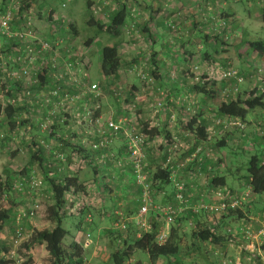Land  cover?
I'll return each mask as SVG.
<instances>
[{
    "label": "crops",
    "instance_id": "0c3cea01",
    "mask_svg": "<svg viewBox=\"0 0 264 264\" xmlns=\"http://www.w3.org/2000/svg\"><path fill=\"white\" fill-rule=\"evenodd\" d=\"M68 1L69 7L66 10H64L63 12L55 10L52 15H62L61 20L72 19L75 15V9L79 1ZM90 1H92L93 5L97 4V2L100 3L101 0ZM141 1H143L144 3L142 4ZM155 1L157 2L155 10H157V6H161L160 12L163 8L162 4H169L168 0ZM186 1L188 5V8H186L188 11L187 13L189 14H187L188 16L181 15V17L178 18L177 15H173L172 11L166 9V14L170 13V15L165 14L156 16V14H153L155 16L152 19H150L149 15L147 17L148 23L146 25L147 27H149L148 29H151V25H154L153 27H155V29L157 28V36L154 38V40L149 39L151 41V52H153V54L156 56L158 62L156 74L159 75V78L154 84L156 85L157 89H154V93L156 95L158 94L157 91H159V94H164L165 98L168 97L169 101L165 103V98L163 99L164 103H162L164 107L156 115L151 107L153 103L154 93L148 91L149 87H142L137 77H133V81L131 83H128L130 84L129 88L127 89V95L129 97H126L125 102H123L128 103L131 101H135L138 104L136 112V122H138L136 123L137 127L132 129V126L127 122V124L125 125L127 133L137 132L139 124L144 122L149 125H154L159 129H164V131L169 134V137L172 139V141L177 143L179 151L180 149L181 151L175 152L173 156L174 166H177L176 162L184 161V159L187 157H185V155L191 153L192 150L195 149L199 151V155L195 160L196 162H192L193 164L191 165L187 164L188 166L184 168L175 169L174 175L171 176V184L169 186L159 188L160 191L157 193L158 195H161V199H159L160 204H170L174 202V200L172 201L174 183L184 184V195L191 202L196 201L201 195L207 196V193L219 190V188L210 187L209 178L208 181H205V179L200 175L197 178V176H194L195 174H192V170L199 168L198 171H200V173H207V169L211 168V166H216L214 167L213 171L209 173L211 174L210 177H222L221 175H218L217 172L225 168V158L221 155H219V157L215 156V154L213 153L216 144L225 141L226 146L231 145L234 148L238 145L241 146V144L244 142L250 144V146L252 147H257V145L260 144L261 148L264 149V122H260L259 118H256L260 115V113H257V111H253L255 119H246L244 122H242L244 125V129L242 130L237 128L224 129L223 126L216 125L215 121L218 118L217 116H219L216 108L205 96L198 93L195 88L196 85H194L193 81L191 80V68H193L194 66V64L192 65L193 62L189 64L187 61L186 66L180 68V65L173 58H171V56L174 57L175 55L173 51H171L172 54L170 57L167 56L168 52L166 49L169 45V42L172 40V37L170 36V31H168L164 26V23L168 20L176 21V19L183 20L184 18H188L189 24H184L186 32H188L189 30L188 27L191 26L198 27L200 28V30L208 27V29L214 31V25L211 17L219 15V17L223 16L230 21V24L232 25L231 29L234 32V35L236 34L244 38L245 35H253V33L250 32H254V30H248L251 27L248 26L246 27V31H244L243 28H240L238 26L237 21H239V18L243 19L246 17L250 21L252 17H254L255 19L261 21L260 29L261 32L264 33V11L262 15H257V17L256 15H252V6L254 4L257 5L256 1H258L259 4H262L264 0H245L246 2H248V5L243 7V9L240 11L242 12L241 14H238V12L232 8L234 2L238 3L241 2V0H229V2H227L228 0H214L213 3L210 2V0ZM231 1H234L233 4L230 3ZM21 2L25 5H30V7H32L30 9L33 11V13L35 15H38L39 19L42 18V20H44L42 15H45V12L54 9L45 2H43L41 5H38L40 3L39 0H23ZM110 2L111 0L109 1V3ZM136 2H138L140 9H145L149 12V10H147V7L150 6L151 0H136ZM44 5L45 7H43ZM226 7H228L227 10H225ZM45 18L47 20V17ZM44 24L46 26L45 29H47L48 23ZM54 25L55 23L51 25V28L54 29ZM62 29H64V27ZM190 32L193 33L192 36L195 35V31ZM150 33L153 34L151 30ZM204 37L206 38L207 34H204ZM123 40L124 39L119 40L118 49L119 53H124V55H122V59L126 60L125 54L126 52H128V50L127 45ZM240 45L242 44L240 43ZM184 50L186 51V48ZM248 52L249 51L246 50L244 51L247 58L242 60L244 65L242 69H240L239 73V75L244 78V83L238 86L235 92H230L231 96L233 97H236L235 94H240L244 97H247V95H249L252 90L264 92V59L255 55V53L249 54ZM138 54L141 55L140 52ZM213 62L214 64L209 68L208 66H203V75H207L212 79L217 95H219V97L224 100L227 98L223 96V90L226 89L227 85L223 80L220 79V75L216 72V69L220 65L229 66L231 64L236 65V67H238L237 69H239V62L233 63V60L231 59H229L228 61L216 59ZM124 75L125 70L121 69L117 78H108L104 83L105 85L109 86L112 82H115L117 80L123 81ZM107 86L103 88L101 86V88L109 89ZM106 96L107 95H105L104 99L102 98L105 103V109L103 110V112L105 113L100 112L99 115L101 116L102 114L101 117H104L103 120H117L128 115L126 104L124 105L116 100V102H114L112 99H108L107 101ZM126 100H128V102H126ZM110 101L114 102L115 105L114 103H110ZM114 106L115 109L112 108ZM188 106H191V108L193 109L191 113L186 110ZM100 107H102L101 103ZM262 112L264 113V109L262 110ZM80 113L81 112L73 110L71 114L66 115V120L68 122L65 121L63 126L53 125L54 127L50 129L49 134L40 131L36 127L32 128V136H36L37 138H39V141L37 142L45 146L46 150L45 152L43 151L40 156H36V158H34L35 160H31L33 155H31L32 153L29 151L30 157L28 162H30L31 164V167L29 168V175L35 176L36 174L38 175L39 173H41L42 178L46 181L45 195H47V198L50 201L52 198V192L50 188L51 180L59 181L65 177L77 179L78 184H81L83 189L78 194L66 195L68 204H66V215H64L63 220L67 216L74 217V219L78 220V223L76 225L78 231V227L82 228L83 224H85V226H87L90 230H98V232H100L103 228H106L107 225H110L108 229L115 232V223L117 222V218L115 216L116 213H120L123 217H125L131 227L133 226L132 219L137 215L140 209V205L138 203V187L134 184L133 178L131 176V170L129 166L130 164L128 162L129 155L126 147L128 142L127 138L124 134H120L112 140L111 145L105 152L92 151L90 149V143L95 141L97 138L96 128L89 127L86 124L77 123L76 116L78 118V115ZM196 127H204L206 141L199 142L196 139L195 134L191 130H189V128L195 130ZM226 135L228 136V138L224 139ZM164 136V134H161L152 142H148L145 144L144 154L147 156V160L149 162L156 163L157 159L164 157V145L167 143L163 142L162 144L159 142V140H163L162 138ZM34 143L36 142H31L28 145H33V147H35ZM159 144H161V146H159ZM156 146H158L157 148L161 150V153L156 154V152L154 151V147ZM75 148L80 149L81 153H77L74 150ZM241 148H243V146H241ZM34 150H32V152ZM51 152H60L65 154L64 158L66 159V162L64 164L59 163L55 156L51 154ZM217 152L219 153V151ZM102 154H104L107 159L105 157L103 158L101 156ZM115 161H117L116 163L123 161L125 166H119L120 169H118V167L115 166ZM198 164L202 166L199 167ZM158 187L159 186H157V188ZM222 189L226 190V192L230 196H235L243 192L234 189H227L226 187ZM210 199L215 200L213 198ZM258 199L259 197L250 198L248 204L243 208L244 218L235 220L229 218L223 220L221 223H218L216 226H219V228H223L222 234L224 235L225 233L224 229L234 227L240 222L248 223L255 232L259 231L264 223V213H262V211L264 212V204L257 205L253 203L254 200L257 201ZM78 209H80V211ZM45 212L47 218V209ZM15 214L16 213H14L13 217L10 219V224L6 225V227L0 234V251L2 250L1 252H3V249L4 251L6 250L5 245L3 244L6 242V238L8 237L7 229L12 225L14 228H16ZM88 216H90V223L85 222V219ZM209 220H211L210 217ZM44 223L47 224V226H49L50 228L54 227V225L48 220ZM26 224L27 223L24 222L21 226H26ZM26 227L29 226L27 225ZM138 235L139 233H137L136 236L138 237ZM10 240L12 241V237ZM235 243L239 244V246L242 247V249L240 250H244L245 252L243 253V255L250 257L249 259L254 256V252H256L257 248H259L258 244L256 243L250 244L249 241L247 242L240 239H236ZM212 247L214 246H211L210 248ZM214 249L217 250L220 248ZM31 255L33 261L32 264H37V260H35L32 253ZM253 260L255 261V264H264V258L260 260L257 257L253 258ZM217 264H221V262L219 261Z\"/></svg>",
    "mask_w": 264,
    "mask_h": 264
},
{
    "label": "trees",
    "instance_id": "16d2710c",
    "mask_svg": "<svg viewBox=\"0 0 264 264\" xmlns=\"http://www.w3.org/2000/svg\"><path fill=\"white\" fill-rule=\"evenodd\" d=\"M14 0H0V12L5 13L8 9L11 8V11L13 15H26L27 17L31 18V26L32 31L34 32V35L37 37V39L51 44L52 47H54V43H57L59 41L61 44V40L57 37L56 33L57 31H54L56 27L53 29L51 28V23H63L66 24V20H59L57 15H52L53 12H55L54 9L49 10L45 12V15H42L44 20L38 19V15H32L33 11L30 9V5H25L21 3V5L18 8H15L13 4ZM155 0H151V3H153ZM112 4H114L113 10H111V14L108 15L107 22H101L98 20V17L95 18L94 15L100 14L101 12L107 13L110 4L109 0H105V2L102 4L100 1L101 7H99L98 11L95 12L93 15L92 12V1H86V16L88 17V20L86 21V24L90 27H95L98 34L106 33L108 35H113L114 37H119L122 34V31L125 29H130L131 23L134 20V18L131 17L132 15V9L136 8L134 3L136 0H111ZM157 10L154 11L153 14H156V16L160 13L161 6H157ZM147 10H149L150 14L152 11L151 6L147 7ZM136 11V9H135ZM34 14V13H33ZM149 15L150 19H152L155 15ZM40 16V15H39ZM36 17V19H35ZM47 17V20L46 18ZM221 19L227 21V18L221 17ZM27 19H22L21 21H17L16 26H13V30L20 31L22 30L21 22L26 21ZM38 20H41L42 22L48 23L47 29L48 31H40L38 29L37 23ZM166 24L164 23V26ZM71 33L73 36H77V29L73 26V24H69ZM166 27V26H165ZM147 25H144L142 27V31L144 34H142V41L145 43V46L147 45L146 49L151 51V39L154 40V38L157 36L156 32L154 34L150 33L151 29H148ZM168 31H171L170 28L166 27ZM225 32V30H224ZM43 33V34H42ZM225 35L222 33H219L217 35V41L223 40L225 38ZM228 37V34L227 36ZM207 38V37H206ZM94 38L88 39V41L85 42V46L89 47L90 44L94 41ZM150 39V40H149ZM227 40V39H226ZM18 39H7L6 37L2 36L0 34V43L2 47L6 48L4 53L8 51V54L11 56H18L19 53L13 52L12 48L17 47L20 44V41L18 42ZM225 41V40H224ZM34 42H30L31 49L36 50L39 48V44H33ZM242 44V46H245L246 48H250L255 55L259 56L260 58L264 59V42L263 41H256V42H249L248 40H245V38L241 37L239 39V44ZM150 46V47H149ZM201 46V45H200ZM204 47V44L202 45ZM0 46V53H3V50ZM72 47V46H71ZM119 41L115 42L112 45H105L100 50V60H99V69L101 74L105 78H112L115 79L118 77L119 72L121 69L128 70V69H135L138 67H141L139 77L137 78L140 85L142 87L145 86V88H148L149 91L154 92V89H156V80H158L159 75L156 74L158 62L156 59V56L151 53L149 57H145L141 54L140 58L143 59L140 62H136V60L128 61L122 59L119 53ZM145 49V50H146ZM72 51H74V48L72 47ZM200 51V50H199ZM80 52V51H79ZM172 54V53H171ZM200 54V53H199ZM52 55L51 50L43 52L42 57L48 58ZM5 56H7L5 54ZM10 56V57H11ZM168 56V55H167ZM170 57V56H169ZM194 53H186V58L184 59L185 62L188 61V63L194 62ZM202 60L205 59H211L209 53L207 50H204V53L200 55ZM83 55L80 52L78 57H70V62L75 64L73 60L79 59L82 61ZM146 58V59H145ZM146 60V61H144ZM88 62V61H87ZM82 64V62H79ZM147 63L148 65H145ZM22 64V61H17L13 66L16 68L20 67ZM12 66V65H11ZM89 63L87 64V67L85 66L84 69H89ZM146 66V68H144ZM150 67V68H149ZM3 65L0 66V95H4L6 98V104L4 106L1 105L0 101V114L4 116L5 121H7V125L9 128V132L12 135L19 129L21 126H25L26 124H30V132L34 125H31L30 119L28 118V115L30 114V108L29 105L26 103V98L24 92L27 90L29 91H42L50 93L52 90H54L56 87H62L61 82L53 81L50 77L48 68L41 69V72L38 71L36 75L37 83L30 84V86H22L21 80H16L15 78H11L7 75V73L3 70ZM231 69V68H227ZM226 69V70H227ZM125 71V72H126ZM190 72V71H189ZM192 81L194 83L196 90L198 93L205 96L210 103L216 108V111L219 116L218 118H232V119H238L241 123L244 122L249 113L251 111H254L255 109H264V92H260L258 90H252L247 97H244L240 94H235L236 97L231 96L229 94L227 99H221L219 95H217L216 90L214 89V84L212 82V79L207 75H201L200 76V82L195 83L194 77L197 76L198 73L194 75L192 72ZM44 74L48 75V78L44 76ZM238 74V73H237ZM151 75V77H149ZM239 75V74H238ZM241 76V75H239ZM242 77V76H241ZM35 78V77H34ZM144 78V79H143ZM243 78V77H242ZM33 79V74H32ZM52 80V81H51ZM151 80V81H150ZM202 80V83H201ZM244 80V78H243ZM152 82V83H151ZM244 82V81H243ZM151 83V84H150ZM243 84V83H242ZM241 84V85H242ZM154 85V86H153ZM227 85V84H226ZM240 86V85H239ZM154 87V88H153ZM128 91V90H127ZM119 92V91H118ZM152 94V93H151ZM23 97V103H19L18 97ZM115 97V96H114ZM126 97H129L125 94ZM232 97V98H231ZM116 101L117 98L115 97ZM102 98L95 99L92 96L91 97H85V105H88V108H92V106L101 103ZM154 103V102H153ZM152 103V104H153ZM164 106H162L163 109ZM77 109L78 112L82 111L83 107H80V105H77L74 107ZM188 112H192L193 109L191 106H188L186 109ZM37 111V109H36ZM101 107L94 111L93 118H97L100 115ZM27 115L22 120V115ZM157 115V114H156ZM55 120V119H54ZM53 124L50 129H52L56 125ZM84 124V123H82ZM39 126V123L37 124ZM39 129V128H37ZM238 129V128H237ZM40 130V129H39ZM194 134L196 139L199 142L206 141V135L204 134V127H196L195 130L189 128ZM47 133V132H45ZM139 135H142L145 138V144L148 142H152L156 137L160 136L161 134H164L165 136L162 138L164 142L167 144L164 145L165 151H164V157L162 158L164 161L166 159V149L168 145L172 143V139L169 137V134H167L164 129H159L158 127H155L154 125H149L147 123H140L138 131L135 132ZM120 135V134H119ZM96 140L90 143L97 144L100 140L99 136L96 135ZM4 136L0 133V141H3L4 144ZM228 138L226 135L224 137ZM223 139V140H224ZM171 140V141H170ZM35 147L31 145L30 152L32 158L31 160H35L36 156H40L43 151L45 152V146L40 144L39 142L34 143ZM226 146L225 141L220 142L216 144V149H221ZM257 147H260V155H253L249 158L248 164H247V187L250 189L251 194L253 197H259V200H263L264 198V149L261 148V145L259 144ZM35 148V150H34ZM91 149V148H90ZM32 150H34L32 152ZM77 153H81L80 149H74ZM92 150V149H91ZM195 150V149H194ZM192 150V151H194ZM94 152H102L106 151L105 148H99L97 150H92ZM73 152V151H72ZM144 152V150H143ZM53 156L58 160L59 163L64 164L66 162V159L64 158V161H61L57 158L58 155H64L63 153L58 152H51ZM105 154V153H104ZM104 154L101 156L104 158ZM100 156V157H101ZM191 156V155H190ZM189 156V157H190ZM187 157V158H189ZM107 159V157H105ZM197 159V158H196ZM37 160V159H36ZM115 161V166L119 168L118 164ZM129 162V161H128ZM145 162L146 166L144 170L148 173V179L147 184L150 188V198L153 199V191H160V187H166L171 184V170L169 168L162 169V166H155V168L151 169V164L146 158L145 155ZM130 170H131V176L133 178L134 184L138 187L139 191V198L138 203L141 206V187L136 183L135 175L133 173V166L129 162ZM124 162H121L120 167H124ZM199 167L202 165L198 164ZM216 167V166H214ZM214 167L211 166V168L207 169V173H210L213 171ZM30 167H25L18 176H13L15 173L10 172L7 174V177L2 180L0 177V234L5 228L7 222L13 217V213L15 210V200L11 199L9 196V193L11 190H19L21 191V184L19 183L18 179H21L23 177H26L25 180L28 183V188H30V184L32 182L31 178L37 179L35 176H30ZM29 177V178H28ZM40 180V179H37ZM41 181V180H40ZM46 183V181L44 180ZM42 183V181H41ZM50 188H51V204L47 207V220L54 225L53 228L44 229V230H32L29 237L25 242H22L20 245V250L23 253V257L25 258L24 264H32V255L31 252L33 250H36L38 247H43L44 251L46 252L48 256V263L47 264H85V257H84V250L81 247L80 241L75 237L73 242L70 243L67 247L63 244L64 238L67 236L68 231L63 227V217L65 214L67 199L66 195H74L78 194L83 188L81 184H78V181L76 178H70L65 177L62 180L59 181H50ZM209 185L212 188H219V190L223 191L224 193L226 190L222 189L226 186V179L224 177H217L214 176L209 177ZM157 186H159L157 188ZM40 187H43V183ZM39 187V188H40ZM185 188V186H184ZM218 190V191H219ZM217 191H212L211 193H215ZM184 195V192H183ZM238 196V195H236ZM186 198V196L184 195ZM174 200V192H173V199ZM250 200V199H249ZM248 200V202H249ZM153 201V200H152ZM171 201V202H172ZM154 202V201H153ZM156 203V202H154ZM160 204V203H156ZM248 204V203H247ZM246 204V205H247ZM160 205H169V206H175V200L174 202L170 204H160ZM245 205V206H246ZM244 206V207H245ZM80 211V209H78ZM248 211V210H247ZM262 213H264L262 211ZM69 215V214H68ZM193 217V227L190 233V238L187 240L183 234V222L188 216ZM205 217V218H204ZM209 217L211 220H209ZM117 218V217H116ZM160 217L155 218V216L152 215V213H149V216L147 218L146 225L149 226V229L141 230L139 227L133 224V226L130 227L129 224H127V230L126 232H122L119 229H114V231H108L107 235L109 237H112L110 242L114 245L115 250L111 253L110 258L112 259L114 264H124L127 260L131 259L135 252H142L147 255L148 263L149 264H158L161 259H165L167 261L166 264H185L184 261L187 257H194L197 255V252H200L203 247L206 245H211L214 247H221L225 244H228L232 242L234 239H230L226 234H222L223 228H219V226H216L218 223H221L225 219H242L244 218L243 209L238 210H229L226 213H223L218 218L213 217L207 213H198L197 215H192L189 211H186L182 214H180L177 218H175L174 222L170 225L168 235L166 239L158 243L157 236L162 232L163 230V223L159 220ZM118 219V218H117ZM16 220V217H15ZM211 221V222H210ZM79 231L82 230L80 227ZM225 232V231H224ZM137 233H139V237H137ZM8 253L7 250L3 252H0V264H10V261H8L5 257V255Z\"/></svg>",
    "mask_w": 264,
    "mask_h": 264
},
{
    "label": "rangeland",
    "instance_id": "374dc122",
    "mask_svg": "<svg viewBox=\"0 0 264 264\" xmlns=\"http://www.w3.org/2000/svg\"><path fill=\"white\" fill-rule=\"evenodd\" d=\"M21 1L23 0L13 1L15 8H18L21 5L20 4L22 3ZM78 1L79 3L76 6L74 17L72 19H64L67 21L66 24L63 23V25L65 26H63L62 23H57V24L55 23L54 26L56 27V29L54 31H57L56 35L61 40L62 47L72 46L74 48V51L72 53L75 55V57H78L81 52L83 55L82 59L85 62L88 61L87 63H89L90 65L88 69V79L91 83H97L99 85L101 89L100 91L102 92V95H103L102 98L104 99L105 95H107L106 96L107 101L108 99L110 100L112 99L114 102H116L115 101L116 99L113 95V91H121L123 95L125 94L127 95V89L129 88V85H130L128 83H131L133 81L132 80L133 77L134 78L139 77L141 67L136 68V70L134 68L128 69L127 71L125 70L126 72L123 77V81L117 80L115 82H112L109 86H107L105 85L104 82L108 78H105L101 74L100 69H99L100 50L105 45H112L115 42L119 41L120 39H124L123 41L127 45V50H128V52H126L125 54L126 62L132 61V60H136V62L142 61L143 59L140 58L141 55L138 54L139 52L142 55H144L146 58L149 57V55H151L152 52L148 50V48L146 49V47L148 46L147 45L145 46V43L142 41L141 37H142V34H144V32L142 31V27L148 23V20H147L148 15H152L154 11H156L155 7L157 5V2L154 1L153 3L150 4L152 8L151 14L145 9H140L138 2H135L134 5L136 8L132 9V15H131V17L134 18V20L131 23L130 29H125L124 31H122V34L116 38L113 35H108L106 33L98 34L95 27L88 26L86 24L88 17L86 16V6H85L86 1L88 0H78ZM121 1H125V0H121ZM168 1H169V4H162L163 8L158 15H165L167 13L166 9L172 11L173 15H177L178 18L181 17V15H184V16L189 15L186 9L188 8L186 0H168ZM213 1L214 0H210V2L212 3ZM39 2L40 3L38 5H41L43 2H45L49 6L53 7L54 10L56 9L60 12H63L69 7L68 0H39ZM104 2L105 0H101L102 4ZM227 2H229V0ZM233 2L234 1H231L230 3L233 4ZM141 3L143 4L144 2L141 1ZM256 3L257 5L254 4L252 6L253 8L252 15H256L257 17V15L263 14L264 1L262 2V4H259L258 1H256ZM247 5H248V2H246L245 0H241V2H238V3L234 2V4L232 5V8L235 9L238 12V14H241L242 12L240 11L243 9V7ZM141 6H144V5H141ZM43 7H45V5ZM99 7H101L99 2H97V4L92 5L91 9H92L93 15L95 14V12L98 11ZM113 7H114V4L111 3L107 13L101 12L100 14H96L94 15L95 18L98 17L99 21L106 23L108 20L107 17L108 15L111 14V10H113ZM227 9L228 7L225 8V10ZM168 14L170 15V13ZM32 15H35V14L32 13ZM57 17L59 18V20L62 19V15H57ZM217 17H219V15ZM188 20H189L188 18H184L183 20L176 19V21L168 20L165 22L166 27L168 26V24H172L173 26H175V30H172L173 32L170 31V36L172 37V40L169 42V45L167 46V49H166L168 52L167 53L168 56H171V51H173L175 55L174 57L171 56V58H173L180 65V68H183L186 66V62L184 61V59L186 58V53H194V57H193L194 62L192 63V65L194 64L193 67L196 66L198 69L197 70H194L192 68L191 69H192V72L198 73V75H202L204 73L203 66H208L209 68L210 66L214 64L213 61H215L216 59H221L223 61H228L229 59H231L233 60V63L239 62L238 63L239 69H237L238 67H236V65L234 64L233 65L231 64L229 66L220 65L217 67L216 72L220 75V78L223 72H225L227 68H231L232 70H234L235 72L239 74L240 69H242L244 65L242 60L247 58L244 51L245 50L249 51L248 52L249 54L253 53V51L248 47L245 48L244 46L240 45L239 42H237L239 41L241 36L237 35L238 36L237 37L236 34L235 35L233 34L234 32L231 29L232 25L230 24V21L227 19L226 21L227 26L225 28L219 27L220 24L219 25L216 24L215 26L214 22L212 21L214 25V31L208 29V27L200 30V28L198 27L191 26V27H188L189 30L188 32H186L184 24L185 23L189 24ZM46 22L39 21L37 23L38 29L40 31L41 30L48 31L49 28L45 29L46 26L44 23ZM260 22H261L260 20H257L254 17H252L250 21L247 19V17L243 19L239 18V21H237V24L240 28H243V30L246 31V27L251 26L248 30H254V32L253 31L250 32V33H253V35L251 36L245 35L244 37L245 40H248L249 42L258 41V40L264 41V33L261 32ZM51 24H54V23H51ZM69 24H73V26L77 29V33H78L77 36H73L72 34H70L71 29H70ZM62 26L64 27V29H62L63 28ZM151 26H152L151 32L154 34L157 28L155 29V27H153L154 25H151ZM190 31L192 32L195 31V35L192 36L193 33H191ZM219 33H222V35L224 34L225 36L228 34L227 40L223 39V40L217 41L216 37H217V34ZM204 34H207V38L204 37ZM90 38H94L93 39L94 41L90 44L89 47H87L85 46V42L88 41V39ZM203 44H204V47L202 46ZM0 46L2 47L1 43H0ZM185 48H186V51L184 50ZM1 49L3 50V53H0V66L2 65L3 67L5 66V69L7 71L11 68V66L8 67L9 64H12L10 60L11 55L8 54V51L4 53V51L6 50L4 46ZM204 50H207L211 57L210 60L205 59V62L200 57V55L204 53ZM5 54L7 56H5ZM120 55L122 58V55H124V53L120 52ZM145 65H148V64L145 63ZM144 68H146V66ZM149 77H151V75H149ZM100 85L102 86V88L107 86L109 89L107 88L102 89ZM231 89L233 90L235 89V87L231 86ZM157 93L158 94L156 95L155 93L153 94L154 96L153 102L159 100L160 102L164 103V100H163L165 98L164 94L163 95L159 94V91H157ZM35 94H38V92L36 91ZM46 94L48 93L46 92ZM44 95L45 93L40 94V95H33V99L30 100V103L26 102L30 108V114L28 115V118L30 119L31 125H34L36 128H39L37 124L41 120L44 119V115H43V112L39 108H37V106L35 105L34 96H44ZM103 99L101 100V105H102L101 112L105 113L103 112V110L105 109V103ZM0 101H1L2 106L6 104V98L4 97L3 94L0 95ZM167 101H169L168 97L165 98V103ZM114 102L110 101V103H114ZM126 102H128V100H126ZM123 104L124 105L126 104L127 109H128L127 110L128 115L124 117L127 119V122L129 123V125L132 126V129L136 128L137 127L136 123H138L136 122L137 121L136 112H137L138 104L135 101L134 102L131 101L128 103H123ZM88 106L89 104L86 105V107ZM112 108L115 109V106ZM262 110L263 109H255L257 113H260V115L256 117V118H259L260 122H264V113L262 112ZM44 112H45V107H44ZM26 116L27 115H22L21 116L22 120ZM253 119H255V117L252 111L249 113L247 120H253ZM55 120H56V125H61V126L64 125L65 121L68 122L65 116L57 117V119ZM55 120H54V124H55ZM44 132H47L49 134L50 130H47ZM0 133L4 136L3 140L6 138L4 140L5 141L4 144L2 140L0 141V177L2 180H4L7 177V174H9L10 172L15 173L13 175L15 177V176H18V174H20L21 171L25 167L27 166L31 167L30 162H28L29 157H30V152H29L30 145L28 144L31 142L39 141V138H37L36 136H32V132H30V124H26L25 126L19 127V129H17V131L11 137V133L9 132L7 121H5L3 114L2 115L0 114ZM159 142L163 144L164 141L159 140ZM159 146H161V144H159ZM241 146H243V148H241ZM241 146L238 145V146H235L236 148L235 147L233 148L231 145H229L219 150L214 147L213 153L215 154V156L219 157V155H221L225 158V161H224L225 168L217 172L218 175H221L222 177L226 179L225 187L227 189L243 191L241 192V194H244L249 189L246 184L247 183L246 169H247L248 160L253 155H260L262 151H260V147H252L250 146V144L244 143V142L241 144ZM157 147L158 146L154 147V151L156 152V154L161 153V150ZM217 151H219V153ZM195 153H196V158H197V156L199 155V152L197 153V150H194L191 153H188L187 155H185V157L186 156L189 157L190 155H193ZM196 158H194L192 162H196L195 161ZM185 159L182 162H176V164L177 165L184 164ZM192 162L187 163V164L191 165L193 164ZM149 163L151 164V169L153 171L155 166L157 165L162 166L164 163V160L162 158H159L157 159L156 163L154 162H149ZM187 164L185 163L184 166L180 168H184L188 166ZM37 169H38V166H37ZM195 170H192L193 171L192 174L193 175L195 174L194 176H197L198 178L200 175L202 178L205 179V181H208V178L210 177L211 174L203 173V172L200 173V171H198L199 168ZM35 177L42 181L43 187H40V188L38 187V189H36L35 191H32L27 187L28 183L25 180L24 181L22 180V179H25L26 177H23L21 179H18L19 183L21 184V187H18V188H21L22 190L19 191V190L14 189V190H11L9 193L10 198L14 199L16 202L15 210H14V213H16L15 217L17 216L18 213L20 214V213L27 212L35 204L38 207L36 210V214L32 219L28 220L27 218H24L21 220V225L22 223L26 222L27 223L26 226L27 225L29 226V227H26V226L20 225L23 229V242L27 240L32 230H44V229L50 228L49 226H47V224L44 223L47 221L45 211L48 205L51 203V201L47 198V195H45L46 194L45 193L46 183L44 182V179L42 178L41 173H39L38 175L36 174ZM241 194H238V195H241ZM252 197L253 196L250 193L249 199ZM210 198H213L215 200H212ZM159 199H161V195H158L157 191L154 190L152 200L154 202L159 203ZM203 199H206L209 202H216V200H218L216 193H211V192L207 193V196H203V195L199 196L198 199L193 202H191L189 199L186 198V200L192 206L196 205L200 200H203ZM253 203L257 205H262L264 204V198L263 200H259V199L257 201L254 200ZM193 220H194L193 217L189 215L188 217H186V219L183 222L182 230L187 240L190 238V233L193 227ZM10 222L11 220H9V222H7L6 225H9ZM77 223H78V220L74 219V217L72 216H67L63 220L62 225L68 231L67 236L63 240V244L65 245V247H67L70 243H72L75 237L80 242H82L85 237V234L90 233L91 235L90 246L86 248L84 252V257L86 259L85 264H114L112 259L110 258V255L115 250V247L113 244H111L110 240L112 237L114 238L115 236L109 237L107 235V232L110 231V229H108L110 225L109 226L107 225L106 228H103L100 232H98V230H93V231L90 230L87 226H85V224H83L81 228L82 230L78 231V229L76 228ZM7 230H8L7 231L8 237L6 238V242L3 245H5V249L8 252L10 251L16 252V256L12 258V257H9L7 253L5 257L8 261H10V264H24L25 258L23 257L22 251L20 250L19 247L15 248L13 246L12 241L10 240L11 237L12 238L14 237L15 228L12 225ZM141 230H145V229L143 228ZM235 241L236 239L232 240V242L228 243V245H223L221 247L216 246V247L210 248L211 245L208 244L205 247H203L200 252H197L196 256L187 257L184 260L186 262L185 264H217L219 261L221 262V264L223 261L224 262L230 261L231 264H255L254 263L255 261L253 260V258L249 259L250 257L243 255L245 251L244 250L241 251L240 249H242V247H240L239 244H236ZM250 244H253V242H250ZM214 248H220V249L215 250ZM31 253L33 254L35 260H37L36 262L37 264H47L48 263V256L46 252L44 251V248L38 247L36 248V250H33ZM254 253H257V250ZM166 263L167 261L165 259H161V261L158 264H166ZM124 264H149V263H148V258L146 254L142 252H135L132 258L127 260Z\"/></svg>",
    "mask_w": 264,
    "mask_h": 264
},
{
    "label": "built area",
    "instance_id": "2783aa9c",
    "mask_svg": "<svg viewBox=\"0 0 264 264\" xmlns=\"http://www.w3.org/2000/svg\"><path fill=\"white\" fill-rule=\"evenodd\" d=\"M22 19H27L26 21L21 22L22 30L15 31L13 30V26H16L17 21H21ZM211 20L214 22L216 26L220 24L219 27H226L227 23L225 20L220 17L214 16L211 17ZM31 26V18L26 15H13L11 8L8 9L5 13L0 12V34L7 39H18L20 44L17 47L12 48L13 52L19 53L18 56H11L10 60L12 64H9L11 68L6 71L4 66V71L11 78H15L16 80H21L22 86H30V84L37 83L36 75L38 71L41 72V69L48 68L50 77L53 81L61 82L62 87H56L50 93L46 94L42 91H37L38 94H35L36 90L24 92L27 103H30V100L33 99V95H40L45 93L44 96H34L35 105L39 108L44 115V119L39 122V129L41 131L50 130L53 124V120L57 119V117L69 115L73 110H76L74 107L80 105L82 108L81 113L78 115L77 123L86 124L89 127L96 128L97 135L100 140L97 144L90 145L92 150H97L99 148H105L108 150L109 146L112 143V140L116 138L119 134H124L127 138V152L129 155V162L133 166V173L135 175L136 183L141 187V206L137 213V215L132 219L134 225L139 227L140 229H149V226L146 225L147 218L149 213L151 212L155 218L160 217L159 220L163 223V230L157 236V242H163L169 232L170 225L174 222L175 218H177L180 214L189 211L192 215H197L198 213H207L213 217H219L223 213H226L229 210H238L243 209L244 206L248 203L249 195L251 193L250 189L244 194L238 196H230L227 192H223L221 190L216 192L217 199L216 202H209L206 199L200 200L196 205H191L186 200L183 195L184 184L183 183H174V200L176 205H160L154 203L150 198V188L147 184L148 173L144 170L146 166L145 162V154L143 152L145 146V138L142 135L137 133L129 132L127 133L125 129V125L127 124V119L121 117L117 120H103L101 116L97 118H93L94 111L100 108L99 104L92 106V108H88L85 105V97H93L98 99L102 98V92L100 91V87L97 83H91L88 79V70L84 69L87 67V62L84 60L80 61L79 59L73 60L75 64L70 62V57H74L75 55L72 53V47H62L61 43L57 41L54 43V47L51 44L43 42L34 35L35 31H32ZM168 28L175 30V26L172 24H168ZM227 36V35H226ZM224 37L227 39L228 37ZM237 36V35H236ZM238 37V36H237ZM18 41V42H19ZM30 42H34L33 44L38 43L39 48L36 50L31 49L29 44ZM51 50L52 55L48 58L42 57L43 52ZM17 61H22L21 66L16 68L13 66ZM79 62H82L80 64ZM7 67V65H6ZM192 69L197 70L198 68L195 66ZM194 75L196 74L193 72ZM259 73V72H258ZM33 74V79H32ZM48 78L47 74H44ZM200 76L198 75L194 77V82H200ZM35 77V78H34ZM144 79V78H143ZM221 80H223L227 86L226 89L223 90V96L226 98L229 96L230 92H235L237 87L243 83V78L237 74L232 69H227L221 75ZM51 80V81H52ZM202 83V80H201ZM231 86H234L235 89H231ZM113 95L117 98L118 102L122 103L125 101V95L121 93V91H113ZM19 103H23V97H18ZM32 106V105H30ZM163 103L155 101L151 107L155 114H158L162 110ZM45 107V112H44ZM216 125L223 126L224 129L227 128H238L240 130L244 129L243 123H241L238 119L232 118H217ZM179 149L176 142L172 141L170 145H168L166 149V159L162 165V169L169 168L171 170V176L174 175V170L180 167H183L184 164L192 162L194 158H196V153L191 155L189 158L185 159L184 164H180L177 166L173 165V156L175 152ZM199 151H197L198 153ZM57 158L61 161H64L63 155H58ZM118 166H121V162L117 163ZM171 178V177H170ZM32 182L30 184V188L32 191H35L42 185L40 180L31 178ZM36 204L31 207L25 213H18L16 216V228L14 231V237L12 238V243L15 248L20 247L23 242V229L20 226L21 220L24 218L32 219L37 210ZM118 219L115 223V228L119 229L122 232H126L128 221L123 217L120 213H116L115 215ZM244 221V220H242ZM85 222L90 223V216L85 219ZM225 234L230 239H240L243 241H250L258 244L259 248H257V253H254L252 258H259L262 260L264 257V223L259 231L254 232L251 226L246 222H240L234 227H229L225 229ZM140 235V234H139ZM138 235V237H139ZM90 233H86L82 242H80L82 249L85 251L86 248L90 246ZM9 257L16 256V252L10 251L8 252ZM222 264H231L230 261L222 262Z\"/></svg>",
    "mask_w": 264,
    "mask_h": 264
}]
</instances>
